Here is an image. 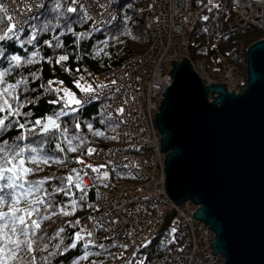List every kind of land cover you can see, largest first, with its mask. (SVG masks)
I'll use <instances>...</instances> for the list:
<instances>
[{"label": "trees", "instance_id": "trees-1", "mask_svg": "<svg viewBox=\"0 0 264 264\" xmlns=\"http://www.w3.org/2000/svg\"><path fill=\"white\" fill-rule=\"evenodd\" d=\"M0 3L7 9L3 2ZM148 5L147 0H123L118 5L119 19L116 24L110 28L96 29L94 18L83 7L76 8V12H68L70 0H46L44 10L34 17L28 27L17 28L19 39L14 36L0 41V72L8 69L10 63L12 65L2 78L0 89L17 84L18 81H26L18 84L12 92V96L17 99L6 97L13 108L20 107L21 115L10 119H17L31 128L36 120L44 123L47 116L56 118L61 110L68 113L60 116V128L53 131L55 138L42 134L30 135L28 140L23 141L38 150L42 149L41 156L54 157L62 163L51 160L48 164L41 163V170L27 177L31 181L49 178L43 189L51 193L47 197L51 207L45 209L41 206L39 215L32 216V219L40 222L34 251L21 253L23 261L17 259L9 264H30L33 256L36 257V264H120L129 254L131 247L118 239L104 234V238L94 244L92 237L82 230V223L94 219L99 211L98 198L90 200L85 178L92 175L99 178L102 174L101 164H95L92 158L96 157L93 151L89 155L88 150L108 148L117 141L116 126L103 112L102 102L97 98L104 88L106 73L142 57L149 49L153 34L146 21ZM195 6L202 10L207 19L199 22L193 32V57L204 59L208 62V68L222 65L223 60L229 63L238 61L246 68L247 48L264 38V30L232 29V15L222 10L221 2L196 0ZM7 14L13 17L8 9ZM3 15L0 13V16ZM5 24H14V21H8L5 17ZM29 40L32 42L28 43ZM13 55L21 57L18 67L14 61H10ZM61 56H67L68 59L60 61ZM29 60L32 62L26 63ZM77 83L84 88L91 86V94L82 92L76 86ZM65 90L84 102L72 104ZM65 104L70 107H65ZM72 108L77 111L73 112ZM5 114L0 113V116ZM21 131L24 130L14 125L0 134V141L7 139L10 144L17 142L16 137ZM97 132L103 135H96ZM43 140L47 142L41 144ZM68 140L72 141L71 146L76 151H69ZM57 145L64 151H59ZM26 166L36 167L33 164ZM118 171V180H133L127 169L120 168ZM68 177H71V183ZM57 188H63L64 191L56 192ZM81 196L84 199H80ZM21 207L24 205L21 204ZM61 209L70 214H62ZM6 210V207L0 208V211ZM53 212L56 215H52ZM45 216L50 218L42 219ZM77 233L82 239H76ZM73 243L76 247H71ZM86 243L87 248L84 247ZM175 243L176 240L167 241L162 235H154L141 242L125 264H146L151 257L168 250ZM86 253L87 259H82Z\"/></svg>", "mask_w": 264, "mask_h": 264}, {"label": "water", "instance_id": "water-1", "mask_svg": "<svg viewBox=\"0 0 264 264\" xmlns=\"http://www.w3.org/2000/svg\"><path fill=\"white\" fill-rule=\"evenodd\" d=\"M172 65L155 118L166 192L198 206L193 216L214 232L224 264H264V38L247 49L240 91L206 84L188 58ZM175 217L168 211L156 235Z\"/></svg>", "mask_w": 264, "mask_h": 264}, {"label": "built area", "instance_id": "built-area-1", "mask_svg": "<svg viewBox=\"0 0 264 264\" xmlns=\"http://www.w3.org/2000/svg\"><path fill=\"white\" fill-rule=\"evenodd\" d=\"M70 1L71 7L81 6L88 12L94 18V26L98 29L116 24L119 19L118 5L123 0H78L75 4L73 0ZM148 1L146 21L150 32H153L149 49L142 57L106 73L105 80L108 78L115 84L103 88L97 98L102 102L103 112L112 120L116 117L117 119L113 121L117 125L124 124L123 127L128 131L129 137L136 139L135 143L138 146L136 148L134 144L132 147L138 151L144 147L151 148L150 146L153 145L148 142V139H151L148 131L138 124L134 126L133 123L144 111L155 109L158 113L164 86H170L172 83L170 73L172 66L171 69L168 67V58L176 52L182 54L177 56L180 60L186 54L184 46L192 43L196 26L206 17L202 10L195 6L196 0ZM0 2L6 5L9 12H12L17 28L29 26L31 20L43 11L46 5V0H0ZM220 2L222 10L232 15L233 28L234 26L238 29L251 26L257 30H264V0H220ZM168 39L176 41L182 50L174 49V52L170 50ZM172 56L176 58L175 55ZM178 59L173 61L178 62ZM198 63L200 65V62ZM194 68L197 71L195 64ZM226 85L230 91L239 90L234 85H231L232 87ZM143 89L149 91L146 98H142L144 97ZM114 91L123 95L122 100L114 103L111 97L110 103L104 106L103 101H107ZM113 105H116V108ZM112 108L118 110L120 114L113 116ZM156 113L153 118V128L155 139L158 140L160 147L159 149L152 147L154 153L156 150L164 151L161 148V135L155 124ZM144 133L147 134L143 137ZM102 151L105 152L107 161H110L113 167L130 171L133 180H111L110 186L102 188L92 186L95 189V197L98 198L99 211L94 219H88L82 223V230L87 234L93 232L95 243L101 241L104 238L103 235L107 234V237L116 238L135 250L141 242L156 233L163 223V211L173 205L165 189L166 156L164 155L163 160H160L156 153V157L150 155L147 159L137 160L123 153L119 143ZM99 155L100 150L94 152V157L98 158ZM113 199L117 201L115 205V202L112 203ZM197 207L191 202L176 206V217H178L174 227L176 239L169 232H165L164 238L175 239L177 244L152 257L148 264H224V258L221 255H215L211 247L214 232L193 216ZM100 230L103 234L98 232Z\"/></svg>", "mask_w": 264, "mask_h": 264}, {"label": "snow or ice", "instance_id": "snow-or-ice-1", "mask_svg": "<svg viewBox=\"0 0 264 264\" xmlns=\"http://www.w3.org/2000/svg\"><path fill=\"white\" fill-rule=\"evenodd\" d=\"M77 2L78 0H73L74 4ZM57 7H59V5H57ZM67 11L76 12V8L69 7ZM0 13H4L3 16H0V25H4V27H0V32L3 33L0 34V41L12 39L14 36L19 39V36L17 35V25L5 24V17L8 21H11L13 17L7 14V9L2 3H0ZM204 19L206 20L207 17ZM19 30L22 31V29ZM32 39H35V35L32 36ZM31 42L32 40L28 41V43ZM0 55H2V53H0ZM33 55H35V53H33ZM59 59L60 61H65L68 57L61 56ZM10 61H14L15 66L18 67L20 65L21 57L13 55L10 57ZM31 62L32 61L30 60L26 61V63ZM11 68L12 65L10 63L8 69H5L4 72H0V83H3V76L10 71ZM20 83H26V81H18L17 84H10L7 85V87L0 89V113H6L5 115L0 116V134L9 128H12L14 125H18L19 129L24 130L16 137L17 142L10 144L7 139L0 141V208H7L6 211H0V264H9L10 261H15L17 259L23 261L24 258L21 256V253L29 254L34 251L33 245L36 243V230L40 228V222L32 219V216L33 214L39 215L41 206L45 209L51 207L50 201L47 199V197L51 196V193H48L43 189L45 181L49 178L31 181L28 180L27 177L30 174L41 170V163L48 164L50 160L54 163H62L61 160L54 157L41 156L40 151H42V149L38 150L35 147L23 143V141L28 140L30 135L37 136L44 134L45 136H53V138H55L53 128L57 130L60 128V125L56 123V121L59 120L60 116L68 115L66 111L61 110L56 119L48 117L47 123H42L40 120H36L31 128H27L26 123H20L17 119H10L21 115L20 107L13 108L6 97L12 96V92H14L15 88ZM76 86L81 88V91L86 95H89L92 92L91 86L84 88L81 87L79 83H77ZM67 96L72 104L80 105L84 102L77 99L71 92H68ZM12 98L17 99L15 96H12ZM65 107H70V105L65 104ZM72 111L75 112L77 109L72 108ZM120 111L122 112L123 110L121 109ZM49 125H52L53 127L50 128ZM78 127L79 125L77 124V128ZM88 127L91 129V125ZM37 128H39V131H37ZM64 131L66 132L67 129H64ZM96 135L103 134L97 132ZM75 138L76 137H73V139ZM46 142L47 140H43L41 141V144ZM68 144L69 151L77 150L75 147L71 146V140H68ZM56 147L59 151H64L59 145ZM92 151L94 150L89 149L88 154L90 155ZM28 164L36 165V167L33 168L26 166ZM93 171H96V169H93ZM106 175L107 174L105 173V176ZM68 180L71 183V177H68ZM76 187L79 188L80 185L77 184ZM55 191L60 192L64 191V189L57 188ZM80 199H84V197L81 196ZM73 203L75 204V202ZM21 204H23L24 207H21ZM60 211L64 215L70 214L63 209ZM52 215H56V213L53 212ZM49 218L50 217L47 216L42 217V219ZM61 231H63V229H61ZM88 235L90 236L91 233ZM76 239H82L79 233L76 234ZM71 247H76V244L73 243ZM84 247L87 248L88 244L86 243ZM100 247L104 246L100 245ZM82 259H87V253ZM30 264H36L35 256L32 257Z\"/></svg>", "mask_w": 264, "mask_h": 264}, {"label": "rangeland", "instance_id": "rangeland-1", "mask_svg": "<svg viewBox=\"0 0 264 264\" xmlns=\"http://www.w3.org/2000/svg\"><path fill=\"white\" fill-rule=\"evenodd\" d=\"M213 1L214 2L217 1V3L220 2V0H213ZM147 2L149 3L148 0H147ZM232 19H233V17H232ZM232 19H231L230 22H232ZM99 26H101V25H99ZM108 27L110 28L111 26L110 25H107V27H104V29H106ZM246 28H250L254 32L261 31V30L255 29V28H253L251 26H246V27L240 28V29H246ZM151 33H153V32H151ZM192 39H193L192 43H190L188 46H184V48H186V50H185L186 54H184L180 58V60L177 58V56L182 55L181 53H176V52H175V54H172V53L174 52V49H177V50L178 49H181L182 50L181 46L176 41H173V40H169L168 39L169 42H167V43L168 44L170 43L169 46H168V48H170V50H173V52L171 54L172 55H175V57H176V58H174L171 55L170 58H168V61H169L168 67L170 69H171V66H172V62L171 61H173L174 59H178V62H180V61H182V59L184 57H189L188 59L191 61V63L193 64V66L195 64V66L197 68V72L199 73L200 77L205 81L206 84L222 83V84H228L230 86L231 85H234V86L238 87V89H239V90L237 89L238 91L242 90L245 87V85H244V82L246 80V78H245L246 77L245 76V74H246L245 65L241 64L238 61H237L238 63L237 62L236 63H234V62L229 63L228 61L223 60V64L222 65H219L218 64V65H214L213 68H208V62H206L204 59L194 58L193 57L192 48H193V46L195 44V37L193 36ZM198 62H200V65H199ZM201 66H203V67H201ZM154 70H156V68ZM103 82H104V84H103L104 85L103 86L104 88L111 87L112 85L115 84L113 82H110L108 80V78L105 81H103ZM65 91L68 92L67 90H65ZM148 93H149L148 90H144L143 89V93L142 94H144V97H142V98H146V95H148ZM111 97L113 99V102L115 103V101H121L122 98H123V95H121L120 93H117V92L114 91L107 98V101H105V100L103 101V105L104 106L110 103V98ZM113 106L116 108V105H113ZM111 111H112L113 116L114 115L117 116V114H120V113H118V110H116L114 108H112ZM141 111H144V110H141ZM156 112L157 111L155 109H151L148 112H145L144 111V112H142L140 114V117L133 123L134 126H135V124H138V126H142V129L148 131L149 137L151 138V139H148V142H150L153 145V146H150L151 148H145L144 147V148H142L139 151L138 150H135L137 148V146H138V144L135 143V140L136 139L134 137L133 138L132 137H129V135L127 134L128 131H126V129H124V127H123L124 124L122 126V125H119V124L117 125L114 122L115 119H117L116 117L113 118L114 121L112 120L113 121V125L116 126V132H117V141H116V143L114 145H116L117 143H119L121 145L122 149H123L122 152L125 153L127 156H131L130 158H136L137 160H139V159H147L150 155H153V156L156 157V153H157V157H160V160H163V157H164V155L166 156L167 152H164V151L162 152L160 150L159 151L156 150V153H154V149H159V147H160V146H158V140L156 141V139H155L156 138V135H155V131H154V128H153V118H154V115H155ZM144 122H148V123H144ZM117 126H122V127L117 128ZM122 129H124V130L122 131ZM123 132H125V133H123ZM145 134H147V133H144L143 137L145 136ZM42 135H44V134H42ZM139 138H141V137L139 136ZM143 139H145V138H143ZM134 144H136V148L135 149L132 147ZM152 147H154L153 151H152ZM102 149H104V148H102V147H95L94 148V151L92 152V153H94L97 150H100V155L98 156V158H92V159H93V161L96 162L95 164H98V163L101 164V167H102L101 168L102 169L101 177L96 178L94 175H92V176H86V178H85V182L91 184L90 186L88 184V186H89V189H88V191H89L88 192L89 198L92 199V200L94 199V201H95V189H93V187L95 185H96V188H102L103 186H107L108 187V186H110L111 180L120 179L117 176L119 174V171L118 170H120V169L118 167L117 168L113 167L112 164L110 163V161H107L108 159L104 155L105 152L102 151ZM157 161H158V159H157ZM149 167H151V166H149ZM152 167H154V165ZM105 173L108 174V177L107 178H103L102 177ZM113 176H116V177H113ZM90 177H92V179H90ZM121 187H122V185H121ZM113 202H115L114 203V205H115L117 201L113 199L112 203ZM112 203L109 204V205L111 206ZM176 206L177 205H175L173 203V205L171 207L167 208L168 210L165 209L163 211V214L165 215L171 209H176ZM177 220H178V217H176L174 219L172 226L170 228H168V230L171 233H174L175 232L173 230H175L174 227L176 225ZM98 232H100V231H98ZM91 236L94 239L93 232L91 233ZM175 244H177V243H175ZM133 252H134V250H132L130 248L129 254L127 255L126 259L123 260V261H121L120 264H125L127 262L128 258L131 257V255L133 254ZM146 264H148V262Z\"/></svg>", "mask_w": 264, "mask_h": 264}, {"label": "bare ground", "instance_id": "bare-ground-1", "mask_svg": "<svg viewBox=\"0 0 264 264\" xmlns=\"http://www.w3.org/2000/svg\"><path fill=\"white\" fill-rule=\"evenodd\" d=\"M230 26H231V28L232 29H238V28H236L235 26H234V28L232 27V22H230ZM172 67H173V65H172ZM172 70V69H171ZM89 236V235H88ZM90 237V236H89ZM91 238V237H90ZM91 240H92V238H91Z\"/></svg>", "mask_w": 264, "mask_h": 264}]
</instances>
